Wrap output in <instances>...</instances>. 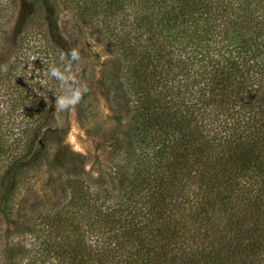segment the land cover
Here are the masks:
<instances>
[{
    "label": "trees",
    "instance_id": "trees-1",
    "mask_svg": "<svg viewBox=\"0 0 264 264\" xmlns=\"http://www.w3.org/2000/svg\"><path fill=\"white\" fill-rule=\"evenodd\" d=\"M21 1L0 64V264H264V0ZM17 3L0 0V54ZM62 11L103 52L125 124L110 187L71 152L54 200L19 208V186L63 152L57 101L80 90L74 107L94 118L91 60Z\"/></svg>",
    "mask_w": 264,
    "mask_h": 264
},
{
    "label": "rangeland",
    "instance_id": "rangeland-1",
    "mask_svg": "<svg viewBox=\"0 0 264 264\" xmlns=\"http://www.w3.org/2000/svg\"><path fill=\"white\" fill-rule=\"evenodd\" d=\"M25 13V5L21 0H18L16 12L6 28V41L0 54V64L10 58L19 31V24ZM58 24L63 34L74 32L75 35H78L79 39L74 49L75 56H88L91 60L88 69L91 71L90 89L96 98V101L92 102L94 105V118L88 123L80 119L74 107L77 93L80 90H77L66 104L57 101L55 114L56 119L61 118V121L54 122L53 119L51 128L56 129L55 133L58 136L61 134L62 129L65 130V135L61 138L63 140L61 144L63 152L53 157L55 161L51 163V171L54 170V172H51L50 175L45 170L43 173H34L19 186L20 203L18 207L24 209L28 203H35L36 201L49 203L54 200L58 195L56 192H59L55 181L56 177L63 173L64 169L70 170L75 167L74 165H77L78 160L69 163L67 158L63 157H68L71 152L82 157L81 163L84 165L83 169L86 173L92 177L101 176L106 181L107 186L110 187L109 160L114 145L112 135L114 132H121L125 124L123 114L110 111L105 102L100 84V64L103 60V52L91 45V40L86 39L85 34L75 24L68 11H62L59 14ZM56 162L61 164L58 168ZM7 227L12 228L11 218L0 217V229L3 231Z\"/></svg>",
    "mask_w": 264,
    "mask_h": 264
}]
</instances>
